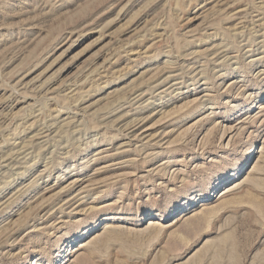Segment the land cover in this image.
Wrapping results in <instances>:
<instances>
[{"label": "rangeland", "instance_id": "obj_1", "mask_svg": "<svg viewBox=\"0 0 264 264\" xmlns=\"http://www.w3.org/2000/svg\"><path fill=\"white\" fill-rule=\"evenodd\" d=\"M0 264H264V0H0Z\"/></svg>", "mask_w": 264, "mask_h": 264}, {"label": "bare ground", "instance_id": "obj_2", "mask_svg": "<svg viewBox=\"0 0 264 264\" xmlns=\"http://www.w3.org/2000/svg\"><path fill=\"white\" fill-rule=\"evenodd\" d=\"M84 193V192H83ZM150 224V223H149ZM79 237V236H78Z\"/></svg>", "mask_w": 264, "mask_h": 264}]
</instances>
